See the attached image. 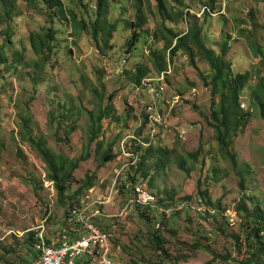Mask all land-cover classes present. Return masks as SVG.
Segmentation results:
<instances>
[{
  "label": "rangeland",
  "instance_id": "rangeland-1",
  "mask_svg": "<svg viewBox=\"0 0 264 264\" xmlns=\"http://www.w3.org/2000/svg\"><path fill=\"white\" fill-rule=\"evenodd\" d=\"M61 2L64 10L57 13L41 0H20L10 22L0 19V57L6 60L0 63V264H28L31 237L39 234L49 243L66 229L68 198L87 177L95 179L94 187L80 198L79 209L111 236L115 264H240L248 224L236 212L240 199L264 215V98L261 112L254 95L264 70V0H165V11L156 0H110L112 33L107 37L100 21L97 41L91 27L99 20L97 0ZM212 2V11L203 14ZM192 23L217 55L227 42L234 75L249 74L239 96L249 116L232 143L234 164L221 155L213 128L224 86L213 92V71L197 48L193 59L184 50L176 55L158 101L135 82L139 67L156 77L150 53L168 45L164 28L184 34ZM48 30L52 52L36 54L30 39ZM135 35L139 40L130 49ZM40 61L45 65L37 69L33 63ZM228 74L225 69L220 81ZM107 107L111 117L90 143L88 113L97 117ZM28 138L80 160L67 199L57 197ZM107 150L111 160L103 163ZM128 174L135 181L129 179L133 187L122 193ZM255 223L261 225L249 220ZM156 236L165 242L161 249ZM213 254L220 258L212 260Z\"/></svg>",
  "mask_w": 264,
  "mask_h": 264
},
{
  "label": "trees",
  "instance_id": "trees-1",
  "mask_svg": "<svg viewBox=\"0 0 264 264\" xmlns=\"http://www.w3.org/2000/svg\"><path fill=\"white\" fill-rule=\"evenodd\" d=\"M20 0H0V19L3 20V22H10V20L13 18L14 15H16L17 11V3ZM26 3L31 2V0H23ZM159 6V9L162 11L167 10L165 8V0H156ZM43 6L53 12L62 13L63 12V4L61 0H41ZM137 5H140L141 0H135ZM109 3L110 0H97L96 4V14L99 20L92 24V31H93V39L95 41L98 40V35L100 30H104V28H107L106 35L109 37L112 33V27L109 25L107 17L109 13ZM214 2L209 3V5H204V12L203 14L208 15L210 11H212V5ZM209 9V10H208ZM192 15V14H191ZM100 21H103V27L100 24ZM144 18L138 17L136 26L137 28L142 31V28L144 26ZM84 27V26H83ZM82 27V28H83ZM164 31L170 36L168 45L161 50H154L150 53V59L153 65V70L156 75L154 78L152 76L151 70L146 67H139L136 70V78L135 82L138 86H142V82L144 80L148 79H156L160 76L164 75V77L167 76L168 68L173 63L174 58L176 55L181 51L184 50L186 54L193 59L194 57V47L198 49L199 53L202 55V57L208 62L210 68L213 71L212 76V84H213V92L219 93L221 91V88L224 86V92H220V100H218V104L216 108L213 111L212 117L213 121L216 123L213 125V128L216 133V140L219 146V151L224 159L233 161V156L230 153V150L232 148V143L234 138L239 133V127H240V121H243L247 119L249 116L248 113L243 112V110L240 108L239 105V96L241 93V90L243 86L245 85L247 79L249 78L248 73L243 74H233L231 70V64L228 62L225 58V55L228 51V45L227 42L223 44V53L220 55H217L216 52L210 48L207 47L205 43V38H203L202 30L200 27L195 25V23H192L188 30L184 34H178L174 32L171 29L164 28ZM52 31L48 30L47 33L43 35L38 36H32L31 41V47L34 50L36 54H51L52 48L50 46L51 39H49V34L51 35ZM157 38V34H156ZM139 40V36L135 35L132 39V41L129 43L128 48L132 49L133 46L136 45L137 41ZM260 54L263 55V57L260 58V61L264 62V53L260 52ZM48 58L50 57L47 55ZM1 58V57H0ZM0 63H6L5 59L1 58ZM37 69H40L44 67L45 61H40L38 63H33ZM228 70L230 74L227 75V78L224 80V82H221L220 80L223 77V71ZM205 81V79H203ZM165 88V87H164ZM223 90V89H222ZM255 94V100L258 103L260 107V111L262 112L263 104L262 101L264 98V70L262 72V75L259 77L258 80V86L254 92ZM111 109L110 107L105 109L103 112L101 111L99 115L96 117V115L93 112H89L90 117V124H91V134L89 136L90 143H93L97 140L98 135L100 133L101 129V123L104 119L111 117ZM28 121L25 120V128L28 127ZM71 132H73V129H71ZM29 144L37 151V153L42 158L44 164L46 165L48 169V179L50 182L53 183L55 192L57 194V197L63 201L67 199L66 192L71 187L72 183L74 182V172L78 169V166L80 164V160L78 161H70L69 159L62 156V154H57L51 151H48L44 148V145L39 140L36 141L33 138H28ZM101 145V144H100ZM111 151L107 150L102 156L103 163L109 162L111 160ZM137 157L136 159H139ZM198 154H190V159L195 160L197 158ZM147 157H150L149 152L147 151L144 155L141 156V159L138 163V172L142 170V168L145 166V162L148 161ZM134 163V162H133ZM179 167L181 170H185L184 164L180 163ZM134 175H127L126 177V183L120 188V191L122 193H125L126 191L131 190L132 182L134 183L135 178ZM148 175H144V178H147ZM120 178V177H119ZM118 178V180H119ZM130 179V182H129ZM94 181L92 177H87L84 181V183L81 184L79 189L68 198V200L71 201L70 203V210L68 214H70L77 206H80V198L85 196L86 192L89 191L94 187ZM118 182V181H117ZM204 197H207V194H203ZM201 201V200H200ZM245 201L246 198L242 197L240 199V205L236 208V212L238 214L243 213L245 218L248 219V224L245 228V238H244V244L246 248L245 256L240 261V264H264V237L261 236L262 230H264V215L260 213V211H257L256 209H253L252 212L249 211L247 208V204ZM208 204H211L209 199L206 201ZM219 204H217L218 206ZM235 212V210H234ZM235 212V213H236ZM255 220L259 222L261 225H258L255 223L253 226L249 224V220ZM99 227L105 229L101 223H97ZM65 228L63 231L67 232L70 237H74V229L77 227L76 225H70L65 223ZM102 229V230H103ZM108 234L106 230H103ZM60 233H62L60 231ZM154 240L156 242V245L159 249L165 244L163 240H161L160 237H154ZM31 243V247L34 251L32 258L28 259V264L33 263L39 258L40 253H38L37 249L35 248L38 239L34 235V237H31L28 241ZM203 248V247H202ZM220 256L213 254L212 260L218 259ZM223 260H227L228 257L224 256L222 257ZM82 264H88L87 262H83Z\"/></svg>",
  "mask_w": 264,
  "mask_h": 264
},
{
  "label": "built area",
  "instance_id": "built-area-1",
  "mask_svg": "<svg viewBox=\"0 0 264 264\" xmlns=\"http://www.w3.org/2000/svg\"><path fill=\"white\" fill-rule=\"evenodd\" d=\"M142 88L158 101L165 90L164 75L156 79L144 80ZM79 207L77 206L68 216V224L77 226L73 231L74 237L62 231L47 243L42 235L37 234L38 243L35 248L40 255L31 264H76L81 257L88 264H115L111 259V236L86 215V210L83 215ZM261 236L264 237V230Z\"/></svg>",
  "mask_w": 264,
  "mask_h": 264
}]
</instances>
